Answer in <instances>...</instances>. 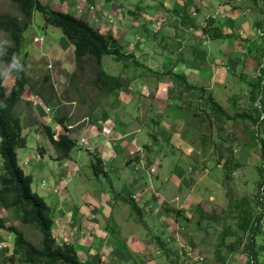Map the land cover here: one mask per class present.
Returning a JSON list of instances; mask_svg holds the SVG:
<instances>
[{
  "label": "crops",
  "instance_id": "0c3cea01",
  "mask_svg": "<svg viewBox=\"0 0 264 264\" xmlns=\"http://www.w3.org/2000/svg\"><path fill=\"white\" fill-rule=\"evenodd\" d=\"M77 1L46 2L80 14L102 33L115 37L120 50L131 55L122 59L120 69L110 73L121 85L107 93L108 102L89 106L86 121L85 116L70 120V110L58 116L60 108H52V103H56L50 102L51 98H41L30 86L24 88L17 104H21V111L25 105V126L43 128L47 124L53 136L67 132L76 150L60 157L52 146L38 142L36 152L24 158L23 163L32 168L26 172L31 179L43 170L38 166L35 171L36 165L41 162L47 167L44 175L35 180V187L44 188L43 194L50 198L47 202L42 196L48 208L52 206L51 233L57 243L71 242L77 256L88 264H130L136 259L154 264L148 238L138 237L131 230L142 222L141 214L150 213L171 230L178 215L165 209L177 205L176 200L181 198L179 205L184 214L191 201L199 199L191 185L193 178H181V158L176 159V150L191 156L196 163L205 160L200 149L207 130L212 124L222 128L225 123L211 119L201 102L202 89L211 91L216 99V87L225 86L226 74L233 73L237 65H256L260 43L251 44L247 31L240 34L233 28L248 23L235 20L238 11L232 7L237 2L234 0H95L99 8L96 21L91 20L85 8L76 11ZM108 17L114 18L113 23L108 22ZM209 27L215 29L203 31ZM64 49L72 52V45L67 43ZM48 106L51 108L45 110ZM160 141L171 147L166 157L171 162L168 175L165 160L155 159L158 153L151 154V149L160 147ZM83 147L91 155V174L85 167L81 169L83 164L78 162ZM43 154L48 159H43ZM16 157L21 167L17 153ZM194 163L188 168L194 170ZM94 169L100 172L95 173ZM43 176L47 177V186ZM99 176L108 180L111 195L98 186ZM182 187H186V192L179 194ZM30 188L33 190L31 184ZM122 202H129L137 215L125 213ZM0 218L7 223L8 218L18 219V208L0 206ZM0 230L5 233H0L3 264L4 253L11 251L12 234Z\"/></svg>",
  "mask_w": 264,
  "mask_h": 264
},
{
  "label": "rangeland",
  "instance_id": "374dc122",
  "mask_svg": "<svg viewBox=\"0 0 264 264\" xmlns=\"http://www.w3.org/2000/svg\"><path fill=\"white\" fill-rule=\"evenodd\" d=\"M42 1L46 2L47 0ZM91 1L95 2V0ZM235 1H240V3L232 4V7L235 6L238 11V16H235V20L237 23L246 20L248 26L246 24L239 27L234 25L233 28L239 31L240 34L247 31V40H250L251 44L255 42L259 44L264 36L262 33L264 32V0H255V3L253 0H234L233 2ZM48 4L51 3L48 2ZM1 12H8L21 17L16 5L9 0H0ZM261 16L263 19L258 27L255 25V20ZM112 19L114 20V18ZM40 36L41 39L39 38ZM6 42L7 33L0 29V48ZM67 43L69 41L63 36L59 27L46 22L41 12L34 10L30 22L22 32L18 56L28 65L27 74L29 76L28 85L31 87L30 90L39 93L41 96L38 95L41 98L43 95H46L48 99L51 98L50 102L56 103H52V108L54 110L60 108L58 116L66 115V111L70 110L71 113L68 117L70 120H75L85 116L89 106L92 104L97 105L99 101L108 102L109 97L107 94L105 95L98 91L90 82V78L93 75V64L88 60L78 64L73 59L72 52H67V49L62 50ZM261 60L264 61V56H261ZM121 65L122 59L114 60L111 55H102L100 60V67L108 73H114L116 69L121 68ZM15 70V65L0 62V77L7 92ZM256 73V65H249L248 63L243 66L237 65L233 69V73L226 74L225 86L216 87L215 97L217 101L230 113L233 110H246L251 102L254 101L252 97L257 92L250 81L255 79ZM28 85L25 86V89L29 88ZM261 91L264 101V86ZM23 106L25 108V105ZM24 108L21 111V104L15 105L17 114L22 116L20 118L22 123L21 134L25 137V144L15 150L24 172H30L32 168L28 163H23V159L30 158L36 152L38 142L43 146L52 145H49V140L45 137L46 134L43 128L39 126L37 128L35 126L28 128L25 126L24 123L27 116ZM87 116L88 118L90 117L89 115ZM223 124L222 128H217L215 124H212L210 130H207L206 138L202 140L200 155L205 157L207 161H198L196 163L191 156L176 150V159L181 158V161H179L183 170L181 178L184 177L190 180V177H192L193 183L191 185H193L194 191L199 195L197 197L199 199H194L186 207L187 210L184 214L188 215L185 216L181 212L183 210L180 207L181 205H179L181 203L180 198L176 200V203L178 202L177 205H175V201L170 202L175 205L173 206L174 208H179L180 210L175 213L178 215V219L171 230L165 225V222L155 218L151 213L141 214L142 222H138L131 230L132 234L138 237L148 238V243L151 244H148L149 256L153 258L154 264H240L244 259L243 251L245 250H243V243L246 239L240 231H238V235H240L241 241L236 238L234 233L225 237L226 242L232 243L233 248L221 247V253L224 257L223 263L215 257L213 248L217 235L223 226L235 229L237 210L233 208V203L237 202L241 196L246 197L252 215L262 212V216L259 219L260 231L256 235V243L261 240L264 242V232L261 231L264 230V181L262 187L258 188V183L262 179L261 173L264 174V154L260 153L258 144L253 140L256 126L248 119H229L223 121ZM256 131L257 134L255 136L258 139L263 138L264 141V118L259 122ZM160 142V147L151 149V154L158 153L154 155L155 159L165 160V173L168 175L171 162H167L168 159L166 157L171 147L169 148L164 141ZM228 147L231 150V157L225 170L222 163L228 154ZM75 150L76 147L74 146L70 149V152L74 154ZM81 157V161H78L83 164L81 169L85 167L90 173L88 160L91 159V155L84 147L81 148ZM42 158L48 159L47 154H43ZM32 162H35V158ZM54 163H56L55 160ZM190 163L195 164L194 170L188 168ZM38 166L42 167L43 170H39L38 175L33 174L30 184L33 191L44 196L48 202L50 198H48V194H43L44 188L35 187V180L39 175H44L47 169L45 164L40 162L36 165L35 171H37ZM51 166L52 164L48 168ZM260 167L261 170L259 171ZM204 168H207V171ZM43 178L45 177L43 176ZM46 178L45 186L48 185ZM145 178L147 177L145 176ZM100 185L106 193L112 194L108 180L104 181L101 176H99L98 182V186ZM183 192H186V187H182L178 193L181 194ZM258 201L259 204L257 203ZM120 204L125 213L130 212L134 216L137 215V213L131 211L129 202ZM197 205L202 212H212L210 213L211 216L206 217L204 215L198 218ZM51 210L52 206L48 208V212L51 213ZM9 215L12 216V213ZM8 220L10 221L9 223L22 230L28 241L35 244L38 242L39 233L34 227L22 224L17 218H8ZM111 223L110 221V225ZM0 233L5 234L1 230ZM157 239L162 240V242L159 243ZM4 255L6 256L5 253ZM139 257L142 258L143 256L140 255ZM259 260L261 264H264V257L259 256ZM130 264L147 263L145 259L143 261L136 259L130 260Z\"/></svg>",
  "mask_w": 264,
  "mask_h": 264
},
{
  "label": "trees",
  "instance_id": "16d2710c",
  "mask_svg": "<svg viewBox=\"0 0 264 264\" xmlns=\"http://www.w3.org/2000/svg\"><path fill=\"white\" fill-rule=\"evenodd\" d=\"M18 8L21 17L8 12L0 13V29L7 33V42L1 45L0 62L13 64L16 70L13 73L12 82L8 92L0 77V206L4 209L16 206L18 208V219L22 224L34 227L39 233L38 242L28 241L21 229L0 218V229L12 234V247L9 254L5 256L3 264H88L82 261L76 253L73 244L69 241L57 243L51 233L52 217L48 212V206L43 197L30 188L31 176L22 170L17 162L15 149L25 144V137L21 134V120L15 110V105L21 101V93L29 84L27 74V63L19 58V48L22 40V32L30 22L34 10L41 12L44 20L59 27L63 36L72 45V55L76 63L88 60L93 64V75L90 82L102 94L109 93L121 83L116 76L110 74L100 67L102 55H111L114 60L128 58L131 54L123 53L115 37L110 33H102L98 28L92 26L85 18L75 15L67 10L55 8L53 5L41 0H9ZM255 3V0H253ZM184 19V16H181ZM262 16L255 20L259 27ZM214 27L205 28L203 31H212ZM264 35V32H262ZM264 36L262 37L256 58L257 73L254 80H250L257 92L252 97L254 101L244 111L233 110L228 112L211 94V91L202 89L203 97L201 102L204 108L209 110L211 119L225 121L229 119H248L256 126L253 133V140L258 144L259 151L264 154L263 138H257L259 122L264 118V101L262 98V87L264 86ZM77 64V65H78ZM180 77V76H178ZM29 86V85H28ZM257 86V87H256ZM251 90H253L251 88ZM62 121V117L58 118ZM216 124V123H215ZM217 128L219 127L216 124ZM43 130L52 147L60 157L69 154L74 145V140L67 132H59L53 136V131L47 124H43ZM231 157V150L228 147V154L223 160V167L226 170ZM261 167L259 168V171ZM95 173L100 171L94 169ZM258 183L262 187L264 174ZM259 204V201L257 202ZM261 206V204H260ZM236 211L235 229L223 226L215 241L213 252L215 257L223 263L224 257L221 247L233 248L232 243L226 242L228 234H236L241 241L238 231L243 233L244 259L240 264H261L259 256L264 257V242L256 243V235L259 230V219L262 212L252 215L245 196L233 203ZM198 218L210 217L212 212H202L196 206ZM165 211L173 213L180 211L179 208H166ZM264 232V230H261Z\"/></svg>",
  "mask_w": 264,
  "mask_h": 264
},
{
  "label": "built area",
  "instance_id": "2783aa9c",
  "mask_svg": "<svg viewBox=\"0 0 264 264\" xmlns=\"http://www.w3.org/2000/svg\"><path fill=\"white\" fill-rule=\"evenodd\" d=\"M82 8H85V10L90 13L89 15H90L91 20L92 19L94 21L97 20L96 12H97V9H99V8L95 2H92L91 0H78L76 3V11L79 12V11H81ZM101 13L104 14V11L101 10ZM108 22L113 23V20L110 17H108ZM39 38L41 39V36ZM48 109H49V107H46L45 110H48ZM83 119H85V121H86L87 117L85 116ZM204 170L207 171V168H204Z\"/></svg>",
  "mask_w": 264,
  "mask_h": 264
}]
</instances>
